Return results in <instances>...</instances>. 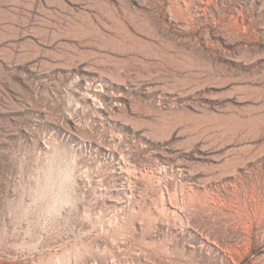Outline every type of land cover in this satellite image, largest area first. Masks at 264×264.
<instances>
[{
  "label": "rangeland",
  "instance_id": "obj_1",
  "mask_svg": "<svg viewBox=\"0 0 264 264\" xmlns=\"http://www.w3.org/2000/svg\"><path fill=\"white\" fill-rule=\"evenodd\" d=\"M0 264H264V0H0Z\"/></svg>",
  "mask_w": 264,
  "mask_h": 264
},
{
  "label": "bare ground",
  "instance_id": "obj_2",
  "mask_svg": "<svg viewBox=\"0 0 264 264\" xmlns=\"http://www.w3.org/2000/svg\"><path fill=\"white\" fill-rule=\"evenodd\" d=\"M126 169H127L126 165H122V171H126ZM132 190H131V187L127 188L126 189V195H127V193H130V195L133 194ZM170 199L172 200L173 198H170ZM171 200L170 201L165 200V203H164L165 204V208H166V210L168 212V215L169 216L171 215L173 217L180 216L181 209H182L183 206L179 204L178 200H174V202H172ZM167 212H166V214H167Z\"/></svg>",
  "mask_w": 264,
  "mask_h": 264
}]
</instances>
